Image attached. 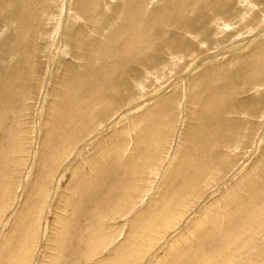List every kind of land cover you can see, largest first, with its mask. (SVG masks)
<instances>
[{
    "label": "rangeland",
    "instance_id": "obj_1",
    "mask_svg": "<svg viewBox=\"0 0 264 264\" xmlns=\"http://www.w3.org/2000/svg\"><path fill=\"white\" fill-rule=\"evenodd\" d=\"M0 65V264H264V0H0Z\"/></svg>",
    "mask_w": 264,
    "mask_h": 264
},
{
    "label": "bare ground",
    "instance_id": "obj_2",
    "mask_svg": "<svg viewBox=\"0 0 264 264\" xmlns=\"http://www.w3.org/2000/svg\"><path fill=\"white\" fill-rule=\"evenodd\" d=\"M257 4H258V3H257ZM204 10H205V9H204ZM88 14H89V13H88ZM120 17H121V16H120ZM196 19H197V18H196ZM161 22H162V21H161ZM170 22H171V21H170ZM218 23H219V22H218ZM167 24H168V23H167ZM195 24H196V23H195ZM185 26H186V25H185ZM194 30H195V29H194ZM91 52H92V51H91ZM83 58H84V57H83ZM84 59H85V58H84ZM92 60H93V59H92ZM182 60H183V59H182ZM174 61H175V60H174ZM92 65H93V64H92ZM0 66H1V65H0ZM99 66H100V65H99ZM93 67H94V66H93ZM97 68H98V67H97ZM70 69H71V68H70ZM94 70H95V69H94ZM96 71H97V70H96ZM92 72H93V71H92ZM90 73H91V72H90ZM94 73H95V72H94ZM100 73H102V72H99V73H98V74H99V77H100ZM95 74H96V73H95ZM87 75H88V74H87ZM91 75L95 77V75H93L92 73H91ZM104 75H105V74H104ZM107 75H108V74H107ZM112 75H113V73H112ZM101 77H102V76H101ZM115 78H116V77H115ZM94 79H96V78H94ZM97 79H98V77H97ZM98 81H99V80H97V82H98ZM103 81H104V80H102V83H103ZM105 81H106V80H105ZM95 83H96V82H95ZM98 84H99V83H98ZM81 85H82V84H81ZM81 85H80V86H81ZM96 85H97V84H96ZM85 86H86V85H85ZM103 86H104V85H103ZM104 88H105V87H103V89H104ZM110 89H111V88H110ZM111 90H112V89H111ZM104 91H105V90H104ZM108 92H109V91H108ZM110 94H111V93H110ZM71 98H72V97H71ZM71 98H70V99H71ZM212 98H213V97H212ZM73 99H76V98L73 97ZM108 99H109V98H108ZM109 100H110V99H109ZM63 101H64V100H63ZM65 101H66V100H65ZM68 101H69V99H68ZM73 101H74V100H73ZM58 102H60V101H58ZM61 103H63V102H61ZM65 103H66V102H65ZM65 103H64V104H65ZM70 103H71V102L69 101V103H68V104L66 103V104L69 105ZM75 103H76V101H75ZM56 104H57V102H56ZM58 104H59V103H58ZM58 104H57V105H58ZM78 104H79V103H78ZM213 104H214V103H213ZM71 105H72V103H71ZM75 105H76V104H75ZM64 106H65V105H64ZM64 106H63V107H64ZM73 106H74V105H73ZM73 106H72V107H73ZM61 107H62V105H61ZM72 107H71V108H72ZM77 107H78V106H77ZM73 108L75 109V107H73ZM80 108H81V107H80ZM55 109H56V108H55ZM76 109L78 110L79 107L76 108ZM70 110H71V109H69V111H70ZM72 110H73V109H72ZM58 111H59V110H58ZM79 111H80V110H79ZM66 112H67V111H66ZM73 112H77V111L74 110ZM67 113H69V112H67ZM70 113H71V112H70ZM80 113H81V112H80ZM66 115H67V114H66ZM66 115H65V117H66ZM126 116H127V115H126ZM65 117H64V118H65ZM70 117H71V116H70ZM67 118H69V117H67ZM57 119H58V118H57ZM69 120H70V119H69ZM69 123H70V122H69ZM71 124H72V123H71ZM60 126H61V125H60ZM60 126H59V128H60ZM67 127H68V126H67ZM58 134H59V133H58ZM49 136H52V135H49ZM57 136H58V135H57ZM57 136H56V137H57ZM58 139H59V138H58ZM59 140H60V139H59ZM105 144H106V143H105ZM108 147H109V146H108ZM119 155H120V154H119ZM101 156H102V155H101ZM104 156H105V155H104ZM102 157H103V156H102ZM140 157H141V156H140ZM122 160H123V159H122ZM122 160H121V161H122ZM184 161H185V160H184ZM91 163H92V162H91ZM95 163H96V161H95ZM184 163H185V162H184ZM42 164H43V163H42ZM90 165H91V164H89V166H90ZM97 165H98V164H97ZM204 165H205V164H204ZM91 166H92V165H91ZM134 166H135V165H134ZM42 170H43V169H42ZM253 171H254V170H253ZM41 172H42V171H41ZM190 173H191V172H190ZM190 173H187V174L189 175ZM195 173H196V172H195ZM251 173H253V172H251ZM249 176H250V175H249ZM256 176H257V178L259 177L258 175H256ZM80 178H81V177H80ZM189 178H191V177H189ZM247 178H248V181L252 180V179H251L250 177H248V176H247ZM186 179H188V178H186ZM191 179H192V178H191ZM249 179H250V180H249ZM261 179H262V178H261ZM193 180H194V179H193ZM188 181H189V180H188ZM195 181H196V180H195ZM202 182H203V181H202ZM255 182H256V181H255ZM252 185H253V184H252ZM262 185H263V184H262ZM186 186H187V185H186ZM188 186H189V185H188ZM190 186H191V185H190ZM185 188H187V187H185ZM259 188H260V187H259ZM252 189H253V188H252ZM256 189H257V188H256ZM263 190H264V188H263ZM242 191H243V190H242ZM253 191H254V190H253ZM253 191H252V193H253ZM188 192H189V191H188ZM190 192H191V191H190ZM240 192H241V191H240ZM250 192H251V191H250ZM258 193H260V192H257V194H258ZM188 194H189V193H188ZM243 194H244V192H243ZM263 194H264V193H263ZM263 194H262V195H263ZM177 195H178V194H177ZM181 195H183V194L181 193ZM181 195H180V196H181ZM184 195H185V194H184ZM245 195H247V194L245 193ZM248 195H249V194H248ZM253 195H254V194H253ZM73 196H74V195H73ZM168 196H170V195H168ZM178 196H179V195H178ZM183 197H184V196H183ZM243 197H244V196H243ZM251 197H252V196H251ZM251 197H250V200H251ZM260 197H261V195H260ZM187 198H188V197H187ZM230 198H231V197H230ZM241 198H242V197H241ZM255 198H256V197H255ZM255 198H253V199H255ZM164 199H165V197H164ZM176 199H177V198H176ZM224 199H225V198H223V200H224ZM170 200H171V203H172V200H173V199L171 198ZM223 200H222V201H223ZM245 200H246V199H245ZM245 200H243V201H245ZM250 200H249V201H250ZM259 200H260V198H259ZM238 201H241V203H242V200H238ZM236 202H237V199H236ZM261 202H262V200H261ZM261 202H259V205H260ZM169 203H170V202H169ZM250 203L252 204V201H250ZM254 203H255V201H254ZM254 203H253V204H254ZM256 203H257V202H256ZM172 204H173V203H172ZM174 204H177V202H175ZM182 204H184V203H182ZM242 204H243V203H242ZM236 205H237V204H236ZM254 205H255V204H254ZM174 206H175V205H174ZM174 206H172V207H174ZM179 206H180V205H179ZM181 206H182V205H181ZM237 206H238V205H237ZM237 206H236V207H237ZM247 206H248V205H247ZM256 206H258V205H256ZM262 206H263V204H262ZM238 207H239V206H238ZM241 207H242V208H241ZM241 207H240L241 209H244L243 206H241ZM260 207H261V206H260ZM99 208H100V207H99ZM160 208H161V207H160ZM176 208H177V207H176ZM211 208H212V207H211ZM234 208H235V207H234ZM240 208H239V209H240ZM251 208H252V207H251ZM253 208H255V207H253ZM171 209H172V208H171ZM177 209H179V208H177ZM236 209H238V208H236ZM245 209H246V208H245ZM249 209H250V207H249ZM257 209H258V207L256 208V210H257ZM22 210H23V209H22ZM22 210H21V211H22ZM160 210H161V209H160ZM252 210H254V209H252ZM252 210H251V212H252ZM161 211H162V210H161ZM166 211H167V210H166ZM230 211H231V210H230ZM230 211H229V212H230ZM243 211H244V210H243ZM254 211H255V210H254ZM254 211H253V212H254ZM158 212H159V211H158ZM162 212H164V211H162ZM175 212H177L176 209H175ZM215 212H216V211H215ZM235 212H237V210H236ZM239 212L242 213V210H241V211L239 210ZM247 212H248V211H247ZM251 212H250V213L248 212V213H249L251 216L254 217L256 214H253V215H252ZM255 212H256V211H255ZM164 213H165V212H164ZM177 213H178V212H177ZM213 213H214V212H213ZM231 213H232V212H231ZM248 213H246V214H248ZM257 213H258V212H257ZM259 213H260V212H259ZM261 213H262V210H261ZM159 214H160V212H159ZM162 214H163V213H162ZM236 214H237V213H236ZM231 215H233V214H231ZM259 215H260V214H259ZM213 216H214V215H213ZM213 216H211L210 218H212ZM233 216H234V215H233ZM244 216H245V215H244ZM256 216H258V215H256ZM205 217H206V216H205ZM235 217H238V216L236 215ZM239 217H240V215H239ZM245 217H246V216H245ZM248 217H249V219H250V216H248ZM253 217H251V218H253ZM231 218H232V217H231ZM216 219H217V218H216ZM227 219H228V217H227ZM235 219H236V218H235ZM247 219H248V218H247ZM249 219H248V220H249ZM256 219H257V218H256ZM236 220H237V219H236ZM243 220H244V217H243ZM245 220H246V218H245ZM206 221H207V220H206ZM214 221H215V220H214ZM230 221H231V220H230ZM208 222H210V220H209ZM218 222H219V221H218ZM218 222H216L217 224H214V225H217V226H218V225H219ZM232 222H234V221H232ZM238 222H239V221H238ZM238 222H237V223H238ZM246 222H247V221H246ZM256 222H257V220H256ZM256 222H255V224H256ZM214 223H215V222H214ZM237 223H236V225L239 224V223H238V224H237ZM241 223H242V222H241ZM249 223H250V222H249ZM206 224H207V223H206ZM228 224H229V223H228ZM210 225H211V224H210ZM220 225H222V224H220ZM226 225H227V224H226ZM243 225H244V223H243ZM247 225H248V224H247ZM247 225L245 224V227H247ZM256 225H257V224H256ZM263 225H264V224H263ZM223 226H224V225H223ZM227 226H229V225H227ZM231 226H232V225H231ZM251 226H252V224H251L249 227H251ZM221 227H222V226H221ZM232 227H233V226H232ZM238 227H239V226H238ZM238 227H237V228H238ZM262 227H263V226H262ZM209 228H210V227H208V229H209ZM212 228H213V227L211 226V229H212ZM229 228H230V226L228 227V229H229ZM240 228H241V227H240ZM243 228H244V227H243ZM216 229H217V227H216ZM218 229H219V227H218ZM226 229H227V228H226ZM230 229H233V228H230ZM245 229H246V228H245ZM261 229H262V228H261ZM66 230H67V229H66ZM236 230H237V229H236ZM243 230H244V229H243ZM250 230H251V229H250ZM210 231H211V230H210ZM228 231H229V230H228ZM232 231H233V230H232ZM65 232H67V231H65ZM205 232H207V231H205ZM211 232H212V231H211ZM225 232H226V231H225ZM234 232H235V231H234ZM235 233H236V232H235ZM200 234H201V233H200ZM204 234H205V233H204ZM231 234H232V233H231ZM228 235H230V234L228 233ZM202 236H203V234H202ZM232 236H234V235H232ZM261 236H262V235H261ZM229 237H230V236H229ZM231 238H232V237H231ZM235 238H236V237H235ZM256 238H257V237H256ZM152 239H153V238H152ZM200 239H201V238H200ZM232 239H234V238H232ZM253 239H254V238H253ZM130 241H131V240H130ZM130 241H129V242H130ZM201 243H202V242H201ZM125 244H126V243H125ZM195 244H196V243H195ZM243 244H246V243H243ZM247 244H248V243H247ZM199 245H200V244H199ZM249 245H250V244H249ZM173 247H174V246H173ZM198 247H199V246H198ZM246 247L248 248V245H247ZM253 247H254V246L252 245V248H251V249H253ZM258 247H259V246H258ZM262 247H263V246H262ZM195 248H196V247H195ZM239 248H240V247H239ZM243 248H244V247H243ZM247 248H246V249H247ZM185 249H186V248H185ZM239 250H240V249H239ZM259 250H261V248H260ZM184 251H185V250H184ZM237 251H238V250H237ZM240 251H241V250H240ZM215 252H216V251H215ZM235 252H236V251H235ZM241 252H242V251H241ZM260 252H261V251H260ZM220 253H221V252H220ZM262 253H263V252H262ZM237 254H238V253H237ZM239 254H240V253H239ZM261 255L263 256V254H261ZM203 256H204V255H203ZM258 256H259V255H258ZM256 257H257V256H256ZM208 258H211V257L209 256ZM262 258H263V257H262ZM204 259H205V258H203V260H204ZM253 259H254V258H253ZM256 259H257V258H256ZM203 260H202V261H203ZM207 260H208V259L206 258V262H207ZM212 260H214V259H212ZM254 260H255V259H254ZM195 261H196V260H195ZM197 261H200V260H197ZM204 261H205V260H204ZM204 261H203V262H204ZM248 261H251V260L248 259ZM222 262H223V261H222ZM252 262H255V261H252ZM193 263H194V261L192 262V264H193ZM204 263H205V262H204ZM204 263H202V264H204ZM241 263H244V261L241 262ZM241 263H239V264H241ZM247 263H248V262H247ZM190 264H191V263H190ZM210 264H211V263H210ZM223 264H224V263H223ZM250 264H251V262H250Z\"/></svg>",
    "mask_w": 264,
    "mask_h": 264
}]
</instances>
